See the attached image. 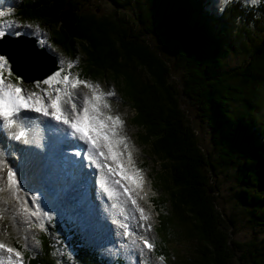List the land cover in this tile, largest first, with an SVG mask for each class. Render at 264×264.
Instances as JSON below:
<instances>
[{
  "label": "trees",
  "instance_id": "obj_1",
  "mask_svg": "<svg viewBox=\"0 0 264 264\" xmlns=\"http://www.w3.org/2000/svg\"><path fill=\"white\" fill-rule=\"evenodd\" d=\"M20 1L17 12L25 21L41 23L62 55L83 60L86 78L110 80L134 110L170 200L164 223L154 203L158 225L165 231L175 222L195 241L180 264H264V240L234 238L237 216L219 209L216 181L223 174L233 182L236 207L252 228L263 229L264 27L256 18L264 17V3L250 12L251 6L231 2L216 16L203 8L204 0H111L117 8L135 9L132 20L89 12L84 0ZM251 22L261 38L248 29ZM75 47L85 56H76ZM231 55L243 60L228 70ZM172 71L183 73L182 84L171 80ZM184 103L209 128L213 153L202 149ZM162 239L158 253L168 256ZM81 245L51 224L40 230L37 254L25 252L24 260L63 264L72 254L78 264H111Z\"/></svg>",
  "mask_w": 264,
  "mask_h": 264
},
{
  "label": "rangeland",
  "instance_id": "obj_2",
  "mask_svg": "<svg viewBox=\"0 0 264 264\" xmlns=\"http://www.w3.org/2000/svg\"><path fill=\"white\" fill-rule=\"evenodd\" d=\"M0 1V13H2V15H0V31L10 33L15 30L20 31L22 28H29V32L35 34L30 36L34 37L36 40L37 51L46 48L47 51L50 50L58 56V65L60 68L57 69L56 72H61V77L58 79H61L66 75L69 77V81L61 82L59 84H57L56 81H51L50 85L41 84L40 87L37 88V82H42L52 76L44 78L42 81L31 82L38 77L36 75L37 73H41L40 70H43L44 68L42 66H40V70L37 69L33 75H28L24 81L15 75V73H11V76H9L10 69L8 67L3 69V75L5 78L17 86L22 85L23 88L29 92L35 91L37 94H40L44 93L45 89H47L46 94H53L51 97L52 99H55V89L59 87L61 89L59 95L62 101L68 99V97L65 96L66 90L70 94V103L62 104V109L70 108L71 104L76 105V109L67 111L70 120L72 122H76L77 118H79L84 126L92 132L93 136L96 137V142L102 143L103 149H107L106 144H110V140L112 139L126 150L119 151L123 160L121 169L119 168L117 170L121 175L119 177V184L117 183V185L118 192L120 190L119 187L124 189L123 186L126 187L124 192L126 189L129 191V193H126L128 199H126L127 201L125 200L123 203L125 205L121 203L123 206L120 205L118 210L114 208L112 209L111 206L106 207L107 201L113 202L109 193L108 196H105L104 198V200H107H103L105 204H103V201L96 195V203L90 205L92 200H90L88 194L91 193L95 195L94 188L90 187L88 192L87 188L85 190L83 187L81 195L78 197L79 199L75 198L77 196L71 193V191L68 190V187H70V189H75V186L80 187L83 181L79 180V185H77L74 183V180L83 178L79 176L83 173V171L80 169L79 175L75 177V174L72 175L70 174V171H67V167H65V169H61L59 173H64V170H66L65 180L68 181L69 184L62 195H68L65 196V198L69 201V203L63 204L61 193L56 198V192L54 190L52 191L50 187L48 188L47 186H44L45 188L41 189V185L37 182H39L40 179L45 180L46 177H48L45 176V174H50V165L48 166L47 163L51 161L47 159L48 155L53 154L52 157L56 160V165L60 164V161H58L59 158H65L63 157V155L66 154L63 152L64 150L60 153L57 152V149L60 148L56 146L61 142L57 141L61 139L64 141L65 139L78 135V132L72 129L71 125V127L68 124L65 125L71 128V130H68L69 128H67L66 131L61 125L63 123L56 122V120H54L55 124L52 122L54 126L51 127V125L48 124L50 121L48 122L43 120L44 123L41 124L43 129L39 127L37 131L40 133L42 132L44 137L41 138L40 136H37V133H35L32 129H29V136H26V139L24 137H21L20 139H17V136L14 137L15 142H17L20 146L23 145L28 147L26 152L30 151L34 156H31L30 158V156L27 157V155H25L24 158L28 159L25 161V166L22 168L25 170V173L20 171L17 179L13 180L11 183L8 174V163L5 162L7 160L5 159L6 156L3 155L2 157V155H0V159L3 158V160L0 161L5 165L0 168V172L3 174V180H0V244L5 246L0 251V264H23V258L21 256L22 253L15 250L9 253L7 252V248H12L10 245H14L16 247V244H20L22 251L34 254L40 248V230L45 229L49 224L54 225L60 222H64L63 225L65 234L72 231L78 237L76 239L85 244L81 245V248L99 253L102 258L111 264L119 262H123L124 264H172V262L177 260L179 262L178 264H180L183 261H187V258L190 257V253L195 249V244H193L195 241L188 240L185 228L178 227L175 222L170 223L165 231L160 228V223L158 225V210L163 216L164 221H162V223H164L167 217L171 215L170 200L168 201L165 191L166 189H164L165 186L158 177L162 172L161 166L159 161L156 160L152 154H150V150L148 149V146H146L147 144L144 143L145 139L142 134L144 131L141 130V128L133 121L132 118H134L135 114L134 110H132L131 107L127 105L125 100L121 98V94L118 89L119 87L108 79H99L97 74H95L97 79L94 78L92 80V77L86 78L87 75H85L84 70L79 67L83 60H81L80 57H76L85 56L80 47H75L76 56L74 57L76 58H70L67 55H62L60 51L61 49L52 44L49 37L50 31L47 28L45 29L42 25H40L41 23H38L37 21H25L20 16L17 12L20 8L17 7L20 0ZM204 1L205 6L203 8L208 11V13H213L216 16L222 14L220 0ZM241 3L249 6L247 0H242ZM83 5L88 7L89 12H95L100 16H108L110 13L116 12L117 14L128 15V18L132 20H134L135 17V9L117 8L111 0H84ZM254 9L255 7H250L249 11L254 12ZM257 19H260V25L264 27V17L256 18V20ZM254 24L255 23L252 22L248 24V29L251 30L252 34H254L253 36L261 38L263 34L261 32L256 33V27ZM241 25L242 24L240 22V26ZM25 37L29 38V35H25ZM2 39H4V37ZM39 54L44 56L43 53L39 52ZM241 57V55L229 56L226 59L228 70L242 63L243 59ZM22 74H24V72H22ZM183 77L184 76L181 71H172L171 80L176 83V85L182 84ZM78 81L80 83H77ZM72 84H76V87L73 88ZM94 95L97 97L95 100L92 99ZM83 107L88 108L87 114L89 116L87 115V119L84 117ZM92 108L93 111L90 110ZM182 108L186 110L188 116L191 118L192 125L202 149L208 153H213L209 128L204 122H202L201 118L198 117L197 110L187 103H184ZM49 111L51 112L52 109H49ZM78 113L79 117H77ZM49 116H51V119H54L51 114ZM98 118L101 119L100 122ZM94 120L97 121L94 122ZM28 125L30 126V122H28ZM99 126L101 128H99ZM49 127H51V130L48 129ZM33 129L35 130V126H33ZM78 138L81 139L79 135ZM103 138H105V140H103ZM81 140L83 141V139ZM98 148H100V146H98ZM84 150L85 149H83V159L81 158L82 153H78V157L81 158L79 160H81L83 164L90 161L91 163H96L95 168H97V174L95 176V180L97 181V178H99V186L101 185L100 183H104V181L100 180L102 176L103 179L106 180L108 177L114 179L113 175H111L113 177L112 178L108 171L102 170L100 161L96 160H102L101 155L99 158H96V156L93 155L92 157L90 154L84 153ZM55 152L57 156H55ZM102 153L103 152H101V154ZM10 156L12 158H8V161L11 160V163L14 159L11 152ZM30 159L31 165L28 166ZM66 161H70L68 164L72 165L74 160L72 158H69V160L66 158ZM85 164H87V166ZM85 164L84 165L87 168L90 167V163L89 166L88 163ZM124 165L127 167L124 168ZM91 170L92 169H89L88 171ZM29 171L34 175V178L31 176ZM73 172L75 173V170H73ZM128 175L133 176L130 177L131 181H129ZM50 180H52L53 185L57 184L55 179L51 178ZM216 181L220 188V197L217 201L220 206L219 209L221 208V211L223 210L224 212H222L228 216L232 214L237 216L234 238L239 242H248L251 239H255L257 242L264 240V228H252V224H248L247 222L249 216L242 209H238L236 207L232 197L233 191H231L233 182L223 174H219ZM107 182L109 183V180H107ZM108 186L110 187L111 184ZM55 189H58V187ZM49 190H51V192L47 193ZM133 201H135V203H133ZM154 203L156 204L158 210L156 209ZM95 204L97 208H100L103 212L99 211L98 213L95 208L90 207L95 206ZM81 205H84L87 208L89 207L87 209L88 215H85L82 212L84 209H81ZM126 209L130 214L132 225V234L130 235V238H127V236L124 235V230L119 232V234H116L113 229L110 234V231L107 229L108 222L109 224H115L117 219V216L115 215H118V212L120 215H124L123 211ZM139 214L144 216L147 220L145 225H140ZM157 230H159V232H157ZM163 237L166 239L164 246L167 247L169 252L168 256L158 253L161 250L159 247L162 246ZM112 238L117 239L112 240ZM119 239L124 240L123 242H120ZM146 241L148 244L152 245V247L149 248L145 243ZM106 246H108L107 249L104 248ZM17 253H19V255H17ZM62 262L63 264H78L72 254L68 259ZM239 263L240 262L237 261V264Z\"/></svg>",
  "mask_w": 264,
  "mask_h": 264
},
{
  "label": "bare ground",
  "instance_id": "obj_3",
  "mask_svg": "<svg viewBox=\"0 0 264 264\" xmlns=\"http://www.w3.org/2000/svg\"><path fill=\"white\" fill-rule=\"evenodd\" d=\"M22 43V42H21ZM1 45L3 46V48H4V46H5V43L4 42H1ZM25 45V44H24ZM27 45H25V47H23L22 49H21V51L19 52V54H14V56H15V59H16V61H17V63H18V65H19V68H18V70H20V71H22V72H24V75H25V77H27L28 75L29 76H31V75H33L35 72H36V70H37V68L36 67H40V66H42V67H44V64H43V62H41L40 61V58L37 56V53L34 51V49H30L29 50V47H26ZM9 51V50H8ZM10 53H13V52H11V51H9ZM10 56V55H9ZM12 57V59H13V61H14V63H15V59H14V57L13 56H11ZM37 75V74H36ZM35 75V76H36ZM66 107V106H65ZM91 111H93V108L92 109H90ZM22 111H24V110H22ZM94 113V112H93ZM64 115L65 116H68L69 117V115L67 114V111H64ZM88 115V114H87ZM89 116V115H88ZM44 119H45V121H50V123H48V124H50L51 125V127H53L54 126V124H55V121L54 120H56V122H60V123H63V120H57V119H51L50 117H44ZM99 119V118H98ZM73 120V119H72ZM85 121V120H84ZM97 121V120H96ZM95 120H94V122H96ZM101 121V119H99V122ZM52 122L54 123V124H52ZM62 125V127H63V129L64 130H66L67 131V128H69L68 130H71V128L72 129H74L73 127H71L70 125L71 124H68L70 127H68V126H65V125H67V124H61ZM98 125H100V124H98ZM29 126V125H28ZM88 126V125H87ZM51 127H49L48 129L49 130H51ZM99 128H101L100 126H99ZM22 128H21V126H18L17 124H14V126H11V127H6L5 125H4V122L2 121V120H0V152H1V154L0 155H2V157H3V155H5L7 158V161H8V158H12L11 156H10V152H12L13 151V149H15V150H21L22 148H24L23 146H20L17 142H15V140H14V137L15 136H18L19 135V132H20V130H21ZM29 129H32L31 127L30 128H28L27 130H28V132L27 133H24V135L26 136V134H27V137L29 136ZM35 133H37L36 135L37 136H40L41 138L42 137H44L43 135V133L41 132H36V130H34V129H32ZM75 130V129H74ZM103 130V129H102ZM105 130V129H104ZM107 131V130H106ZM91 134H92V132H90ZM53 135V134H52ZM78 135L80 136V137H82L83 138V141L81 140V139H79L78 137H76L75 139L76 140H74V141H72V143L71 144H69L70 142H68V144H66L65 145V147L68 149V150H71V147H73V148H75L76 146L79 148V149H85L84 150V153H87V154H90L91 156L93 155V156H100L99 155V152H103L102 154H101V157H102V160L101 159H96L97 161H100V166H101V162L102 161H106V162H109L110 163V165H111V167H112V172L114 173V174H117V176H118V180H119V177L121 176L120 175V172L119 171H117L119 168L121 169V167H122V155H121V153L119 152V151H121V150H123V151H126L123 147H121L120 145H118V143H116L115 141H113L112 139L110 140V144L109 143H107L106 144V146H107V149L105 150V149H103V147H102V143L101 142H96V145H93L91 142H89L81 133H78ZM108 135V134H107ZM92 136H93V134H92ZM111 137H113V136H111ZM93 138L94 139H96V137L95 136H93ZM68 139H72V138H68ZM103 140H105V138H103ZM102 141V140H101ZM111 141H112V145H111ZM98 146H100V148H98ZM62 150L61 149H57V152H61ZM64 153H66V154H64L63 155V157H65V158H59L58 159V161H60L59 163L60 164H58V165H56L55 164V161L56 160H52V156H53V154L51 155H48V157H47V159L49 160V161H51L50 162V170L51 171H53V170H55L57 173H59V171L61 170V169H63V167H61L60 165L61 164H63V165H65L66 164V158L69 160V158H72L74 161H73V163H72V165L73 166H75V167H77V168H80L82 171H83V173H81L79 176H81V175H83V174H85V172H87L88 173V175H89V177L92 179V183L90 184V182H86V184H84V185H82V186H80V187H77V186H75V189L74 188H72V189H70V191H71V193H73V194H75L77 197H75V198H77V199H79L78 197H80V195H81V187H84L85 188V190H86V188H87V191L89 192V189H90V187H92V188H94V191H95V195H93V194H91V193H89L88 195H89V198H90V200H92L91 202H90V205L91 204H93V203H96V201H97V198H96V195L99 197V199H101L102 201L104 200V198H105V196H108V193L110 194V198H111V200H113V202H109V201H107L106 202V207H109V206H111V208L113 209H116V210H118L119 209V206L121 205V203L123 204L124 203V201L126 200V199H128V196L126 195V192H124V189L126 188L125 186H123L124 187V189H122L121 187H119V192H118V185H117V183L115 182V180L114 179H111L110 177H108L107 178V180H109V183L107 182V180L106 179H103V176H102V178H100V180L101 181H104V183H100L101 185L99 186V181H98V179L99 178H97V181L95 180V176H93L92 174H91V172H89L87 169V164H85V163H88V166H89V163H90V168H92L93 167V169L94 170H96V168H95V166H96V163H91V161L90 162H85L84 164L86 165H84L83 164V162L81 161V160H79V159H81L82 157H84L83 155V151H82V156H81V158H79L78 157V153H71L70 151L69 152H66V151H63ZM125 154V153H124ZM55 156H57V154H56V152H55ZM60 156V155H59ZM92 156V157H93ZM83 159V158H82ZM95 159V158H94ZM0 160H3V158H1ZM28 159H26L25 161H27ZM1 162V161H0ZM68 164V163H67ZM2 166H5L2 162L0 163V168L2 167ZM66 166V165H65ZM83 166H85V167H83ZM31 167V166H30ZM127 167V166H126ZM125 167V165H124V168H126ZM31 169H32V167H31ZM103 170V169H102ZM50 171V172H51ZM109 173V172H108ZM0 180L2 181L3 179V174L0 172ZM101 175V174H100ZM109 175L111 176V174L109 173ZM108 175V176H109ZM132 175H128V177H129V181H131L130 180V177H131ZM104 177H105V175H104ZM107 177V176H106ZM112 177V176H111ZM133 177V176H132ZM113 178V177H112ZM112 180V181H111ZM132 180H133V178H132ZM49 183H51L52 184V180H50L49 181ZM109 184H111V186L109 187L108 185ZM118 184H119V181H118ZM96 185H97V187H96ZM120 186V185H119ZM109 187V188H108ZM55 192H56V198L58 197V190L57 189H55L54 190ZM87 191H86V193H87ZM121 192V193H120ZM65 196H68V195H64V196H62V202H63V204H67V203H69V201L65 198ZM58 200H60V199H58ZM72 200H73V198H72ZM107 200V199H106ZM106 200H104V201H106ZM81 201V200H80ZM103 201V204H105V202ZM127 201V200H126ZM58 202V201H57ZM82 202V201H81ZM82 204V203H81ZM84 204V203H83ZM123 205H125V204H123ZM122 205V206H123ZM83 207V208H82ZM90 207H92V208H95L97 211L96 212H98L99 213V211H102L100 208H97V206H96V204H95V206H90ZM89 208V207H88ZM87 207H85L84 205H81V209H84L82 212L85 214V215H88V211H87V209H88ZM59 209V208H58ZM110 209V208H109ZM86 211V212H85ZM103 212V211H102ZM72 213V212H71ZM122 213V212H121ZM123 213H124V215H120L119 214V212H118V215H115V216H117L116 218V223L114 224V223H111V224H109V222H108V225H107V229L110 231V234H111V232H112V230L114 229L115 230V232H116V234L118 233L119 234V232H121V231H123V230H129V232L128 233H125L124 235L125 236H127L130 232H131V220H130V214L127 212V209L126 210H124L123 211ZM74 214V213H73ZM114 216V217H115ZM139 216H140V218H139V222H140V225L142 226V225H145V223L147 222V220L145 219V217L144 216H141L140 214H139ZM138 217V216H137ZM133 218H135V217H133ZM119 223V224H118ZM114 224V225H113ZM114 226V228H113V226ZM121 227H122V229H121ZM127 234V235H126ZM124 236V237H125ZM110 237H112V236H110ZM120 237V236H119ZM121 238V237H120ZM126 238V237H125ZM117 238H112V240H116ZM124 240V239H123ZM123 240H121V239H119V241L120 242H123ZM105 249H107L108 248V246H106V247H104ZM4 250V249H3ZM0 251H1V249H0Z\"/></svg>",
  "mask_w": 264,
  "mask_h": 264
},
{
  "label": "snow or ice",
  "instance_id": "obj_4",
  "mask_svg": "<svg viewBox=\"0 0 264 264\" xmlns=\"http://www.w3.org/2000/svg\"><path fill=\"white\" fill-rule=\"evenodd\" d=\"M0 15H2V13H0ZM9 34L17 37L24 35L19 31H11ZM5 35V32L0 31V38H3ZM0 42H2V40H0ZM11 63L12 58L7 56V54L0 52V120L4 122L6 127L14 126L16 121L19 119V114L22 110L30 109L32 111L42 113L45 116L51 114L55 119L63 120V123L65 124L71 123V126L76 130V132L81 133L89 142L96 145V140L79 118H77L76 122H72L68 116L64 115V111H72L76 109L75 104H71V107L68 109H62V104L70 103V94L66 90L65 96L68 97V99L64 101L61 100L59 95L61 92L59 87L55 89V99L51 98L53 94H46L47 89H45L44 93L40 94H37L35 91H26L22 85L17 86L9 82L3 75V69L8 68ZM13 71L14 64L9 71V76H11ZM59 77H61V72L57 71L49 79L37 82L36 87L39 88L41 84L50 85L51 81H56L57 84L69 81V77L66 75L61 79H58ZM77 83L80 82L78 81ZM72 87L75 88L76 84H72ZM92 99L95 100L97 97L94 95ZM49 109H52V111L50 112ZM83 113L85 119H87V107H83ZM24 115H27V112H25ZM77 117H79V113L77 114ZM23 136L24 132L21 131L16 138L20 139ZM9 180L10 183L13 181L11 172H9ZM133 203H135V201H133ZM145 243L149 248L152 247V245L148 244L147 241ZM4 247L5 246L3 244H0V249ZM7 252L11 253L13 252V249L10 247L7 248ZM17 255H19V253H17Z\"/></svg>",
  "mask_w": 264,
  "mask_h": 264
},
{
  "label": "water",
  "instance_id": "obj_5",
  "mask_svg": "<svg viewBox=\"0 0 264 264\" xmlns=\"http://www.w3.org/2000/svg\"><path fill=\"white\" fill-rule=\"evenodd\" d=\"M25 40H24V38L23 39H20V40H14V39H12L9 36H4V39H3L2 42H4L5 45L10 50L14 51L16 54H19V52L21 51V49L23 47H25V45H27L26 47H29V50L30 49H35L34 48L35 45H33V43H31V41H28V40L25 41ZM21 41H23L24 43H21ZM43 55L44 56H41V60L40 61H43L44 68H43V70H41V73L38 74L37 75L38 77L35 79V80H38V81L43 80L47 76L51 75L55 70H57V66H56V62H55L56 58L55 57L53 58V57L47 56L46 54H43ZM36 68L39 69L38 67H36ZM13 72L15 73V75H17L18 77L23 78L25 80V78H26L25 75L22 74V72L19 71L16 68L15 64H14V71ZM35 80H32L31 82H33Z\"/></svg>",
  "mask_w": 264,
  "mask_h": 264
},
{
  "label": "clouds",
  "instance_id": "obj_6",
  "mask_svg": "<svg viewBox=\"0 0 264 264\" xmlns=\"http://www.w3.org/2000/svg\"><path fill=\"white\" fill-rule=\"evenodd\" d=\"M230 3H231V0H220L221 11L223 10L224 7H227ZM247 3L251 7H258L260 5V3H261V0H247ZM35 46H36V44H35ZM36 47H34L35 48L34 51L37 53L38 57L42 56V55L39 54V52L43 53V54H46L47 56H50V57H53V58L55 57L56 58L55 62H56V64H58L59 58H58V56L56 54H54L50 50L47 51L46 48H44L43 50H40V51L38 50L37 51ZM37 75H38V73H37ZM35 81H38V80H35Z\"/></svg>",
  "mask_w": 264,
  "mask_h": 264
}]
</instances>
